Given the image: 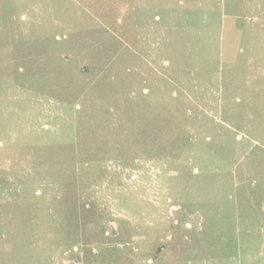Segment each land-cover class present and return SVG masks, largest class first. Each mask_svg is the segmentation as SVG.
I'll list each match as a JSON object with an SVG mask.
<instances>
[{"label":"rangeland","instance_id":"rangeland-1","mask_svg":"<svg viewBox=\"0 0 264 264\" xmlns=\"http://www.w3.org/2000/svg\"><path fill=\"white\" fill-rule=\"evenodd\" d=\"M0 264H264V0H0Z\"/></svg>","mask_w":264,"mask_h":264},{"label":"trees","instance_id":"trees-1","mask_svg":"<svg viewBox=\"0 0 264 264\" xmlns=\"http://www.w3.org/2000/svg\"><path fill=\"white\" fill-rule=\"evenodd\" d=\"M85 138V137H84Z\"/></svg>","mask_w":264,"mask_h":264}]
</instances>
